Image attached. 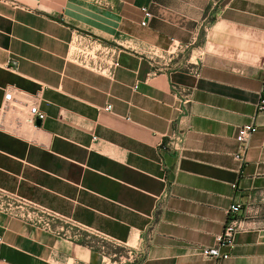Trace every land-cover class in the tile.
<instances>
[{
  "label": "crops",
  "instance_id": "obj_1",
  "mask_svg": "<svg viewBox=\"0 0 264 264\" xmlns=\"http://www.w3.org/2000/svg\"><path fill=\"white\" fill-rule=\"evenodd\" d=\"M84 35L118 65L75 60ZM263 66L264 0H0V189L63 217L0 211V264H264Z\"/></svg>",
  "mask_w": 264,
  "mask_h": 264
},
{
  "label": "built area",
  "instance_id": "obj_2",
  "mask_svg": "<svg viewBox=\"0 0 264 264\" xmlns=\"http://www.w3.org/2000/svg\"><path fill=\"white\" fill-rule=\"evenodd\" d=\"M150 13L144 10L145 19L141 21V24H145ZM95 40L90 35H84L83 38L77 41L76 49L74 50V58L84 66H92L98 70H108L110 71L114 66L118 65V62L113 59L114 54L109 52L100 51L96 48ZM180 49L179 45H174L171 49V53L176 52ZM16 64L15 58H10L8 60V66L13 67ZM196 65V64H195ZM196 76L198 75L197 69L194 67L190 68ZM173 88L176 86L172 85ZM14 88H9L8 92L4 94V100L10 101L12 97V92ZM186 101L189 100L188 97L185 98ZM110 106H106L105 109L108 110ZM264 109V66L262 68V85L259 91V99L256 104V113ZM44 118V113L41 112L35 104H32L28 108V120ZM256 131V126L253 123L244 124L238 128L236 133V140L240 143V152L243 153L247 146L248 138L252 133ZM180 137L176 134H167L162 140L160 147L168 151H178L181 148ZM236 157L241 158L240 155L236 154ZM0 211H4L10 215L16 216L18 218L24 219L27 222L43 227L46 230H52V224L56 219H63L62 216L55 214L36 206L25 200L16 198L0 189ZM240 205L232 203L227 212L226 220L222 231L216 236V242L212 246H205L201 248L200 252L207 256L214 258L216 261L219 259H225L230 256V250L234 246L235 235L243 230H246V221L240 217ZM61 231V229L56 230ZM121 258L116 261V264H124ZM85 264V263H79Z\"/></svg>",
  "mask_w": 264,
  "mask_h": 264
}]
</instances>
